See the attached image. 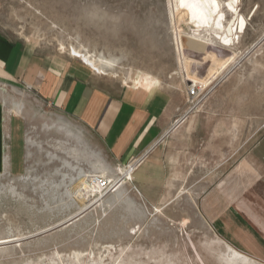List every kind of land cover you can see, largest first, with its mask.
Here are the masks:
<instances>
[{"label": "rangeland", "instance_id": "rangeland-1", "mask_svg": "<svg viewBox=\"0 0 264 264\" xmlns=\"http://www.w3.org/2000/svg\"><path fill=\"white\" fill-rule=\"evenodd\" d=\"M240 1L245 33L232 50L209 46L218 63L239 55L104 209L59 226L80 208L72 192L81 174L118 178L125 166L78 122L47 108L32 120L26 174L0 176V264H264V166L247 157L264 136V0ZM171 8L172 0H0V29L82 63L73 49L110 60L107 76L160 84L185 111L187 74L203 76L213 63L189 50L186 29V54L201 63L182 68Z\"/></svg>", "mask_w": 264, "mask_h": 264}, {"label": "crops", "instance_id": "crops-1", "mask_svg": "<svg viewBox=\"0 0 264 264\" xmlns=\"http://www.w3.org/2000/svg\"><path fill=\"white\" fill-rule=\"evenodd\" d=\"M160 86L147 89L122 83L74 57L50 53L0 29V176L26 174L29 125L46 108L59 118L78 122L116 165L124 167L148 153L144 166L189 118L172 130L186 110L183 101ZM263 140L264 136L247 156L260 167ZM246 166L242 164L243 169Z\"/></svg>", "mask_w": 264, "mask_h": 264}, {"label": "bare ground", "instance_id": "bare-ground-1", "mask_svg": "<svg viewBox=\"0 0 264 264\" xmlns=\"http://www.w3.org/2000/svg\"><path fill=\"white\" fill-rule=\"evenodd\" d=\"M240 2H241L240 0H172L171 14H172L173 21H174L173 27L176 31L179 61H180L182 68L186 70V72L188 73L192 63L194 64L201 63L199 61H194L192 58H190L186 54V50L184 49V46L186 47V45L182 41V38L184 39L185 37H182L181 35L183 32H185L186 29L192 31V36L187 38L189 40V43L187 45L189 47V50L197 54L205 55L204 58L206 60H211L213 63L211 67L207 68V71L205 72L203 76H195V75L189 76V74H187L188 76V78L186 79L187 83L197 84V85H200L201 88L203 89H209V87L213 84V82H211L213 77L216 74L220 73V71H222V74H223V71L226 72L232 60L234 61V59L239 55V52H233L223 63H218L211 57L212 53L210 51L209 46L216 44L218 42L221 46L225 48H229V50H232V47L235 46L236 44V40H239L240 35L245 33L247 26H248V21L240 12V9H239ZM228 11L232 13L230 20L227 19ZM232 18H233V21H232ZM73 54L76 57H80L81 59H83L84 63L90 69L98 73L104 74V75H107L105 69L113 66V62L110 60H106L103 58L96 59L95 57L84 54L81 51H78L75 49H73ZM199 72L200 71H198L197 73ZM189 84H186V85L188 86ZM187 117L188 116L184 115V117L180 119L179 126L185 121ZM31 145H32V142H31ZM31 145L29 141V147ZM30 150H28V156H27L28 158H30V152H31ZM135 169L136 168L133 164H131L129 167H125L122 170V175L125 176L124 180L133 181V174L135 172ZM100 175L107 177L104 172L101 173ZM80 177L81 178L79 182L75 183L73 192H72L73 198L80 205V208L76 214L65 219L62 223L59 224V226L70 224V222L74 221L77 218H80V216H82L89 210L94 211L98 208L104 209L106 207V203H108L107 199L110 196L107 199H100L101 197H99L98 195L100 192V189L96 186V184L90 181L91 180L90 178L92 176L90 177V176H87L86 174H81ZM49 181L48 183H50ZM45 185H46V182H45ZM45 185H42V186L45 187ZM42 186L40 185V187ZM222 187H224V184H222ZM104 212L106 213V210H104ZM3 244L5 243L0 242V245H3ZM232 249L233 248H231V250ZM233 253L234 255H237V256H241V257L243 256L241 255V253H239L236 250H233Z\"/></svg>", "mask_w": 264, "mask_h": 264}, {"label": "built area", "instance_id": "built-area-1", "mask_svg": "<svg viewBox=\"0 0 264 264\" xmlns=\"http://www.w3.org/2000/svg\"><path fill=\"white\" fill-rule=\"evenodd\" d=\"M203 90L204 89L201 88V86L197 85V84L191 83L187 86V88H186V97H187L186 102H187L188 108L185 112L186 116H189V114L193 113L197 109V107L200 105V103L202 101ZM182 117L180 119H182ZM180 119L175 121V124H174L172 130L178 128ZM263 130H264V127H263ZM160 141H158V143ZM147 154L148 153L144 154L142 157L131 162L130 164H128L125 167H129L131 164H133L136 168L135 169V171H136L138 169V167H140L144 163ZM109 178H110L109 176L104 177L103 175H99V174L93 175L90 178L91 179L90 181L93 182L94 184H96V186L100 189V192L98 194L99 197H101L100 199H107L109 196L114 194L122 186V182H123L125 176L121 175L118 178L117 177H112L110 179Z\"/></svg>", "mask_w": 264, "mask_h": 264}]
</instances>
